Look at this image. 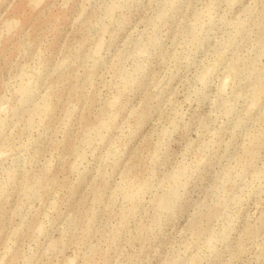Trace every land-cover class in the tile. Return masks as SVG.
Returning <instances> with one entry per match:
<instances>
[{
  "label": "rangeland",
  "instance_id": "1",
  "mask_svg": "<svg viewBox=\"0 0 264 264\" xmlns=\"http://www.w3.org/2000/svg\"><path fill=\"white\" fill-rule=\"evenodd\" d=\"M0 264H264V0H0Z\"/></svg>",
  "mask_w": 264,
  "mask_h": 264
}]
</instances>
